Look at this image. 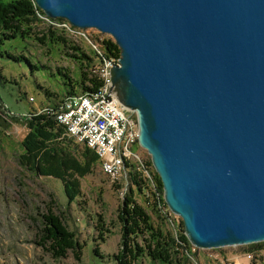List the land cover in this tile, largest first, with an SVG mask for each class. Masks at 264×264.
Masks as SVG:
<instances>
[{
  "label": "water",
  "instance_id": "obj_1",
  "mask_svg": "<svg viewBox=\"0 0 264 264\" xmlns=\"http://www.w3.org/2000/svg\"><path fill=\"white\" fill-rule=\"evenodd\" d=\"M36 3L119 45V100L191 243L264 242V0Z\"/></svg>",
  "mask_w": 264,
  "mask_h": 264
},
{
  "label": "rangeland",
  "instance_id": "obj_2",
  "mask_svg": "<svg viewBox=\"0 0 264 264\" xmlns=\"http://www.w3.org/2000/svg\"><path fill=\"white\" fill-rule=\"evenodd\" d=\"M32 28L33 33L40 37L64 34L72 44L83 47L91 55L93 50L99 47L101 39L111 37L96 28L83 29L74 26L65 18H51L43 10L38 11ZM34 34L24 38V41L12 39L9 44L6 42V47L16 54H25L36 62L47 64L55 71L64 67L74 74L78 72L77 62L66 54V48L51 44L50 39H46V44H43ZM97 73L102 83H105L107 77H103L105 74L102 69ZM37 75H32L25 66L0 57V264H115L113 255L119 252L122 242L119 208L124 196L123 189L118 191L115 185L122 177L127 181L125 169L120 178L114 180L112 175L106 173V164L101 160L93 173L81 180L84 196L79 199L80 203L74 201L68 205L60 180L38 176L20 164L22 139L28 132V123L24 119L28 116L20 115L49 103L48 97L34 83V77ZM38 79L44 87L48 86L56 91L62 86L61 82L47 83L46 77L41 73ZM80 96L92 97L93 94ZM14 113H17L16 119L12 118ZM130 159L138 174H145V162L152 160L151 155L141 145L134 146ZM148 172H157L153 164ZM147 206L145 205V208L154 226L176 238L180 234H186L183 218L175 214L167 202L165 205H159L157 211H153L152 206ZM50 210L61 216L69 229L77 234L79 241L84 245L82 259H78L73 250L69 251L67 258L54 259L52 254L40 245L42 216L47 215ZM100 215L105 220V228L110 230V233L106 234L105 242L99 241L97 225L100 224ZM189 243L178 249L179 254H174L173 264H264V242H260L261 246L258 248L247 244L214 249L196 247L190 240ZM97 244L105 256L104 259H99L94 252ZM137 264L165 263L154 261L145 254Z\"/></svg>",
  "mask_w": 264,
  "mask_h": 264
},
{
  "label": "trees",
  "instance_id": "obj_3",
  "mask_svg": "<svg viewBox=\"0 0 264 264\" xmlns=\"http://www.w3.org/2000/svg\"><path fill=\"white\" fill-rule=\"evenodd\" d=\"M38 11L42 10L36 0H0V57L25 66L32 75L38 74L34 77V83L49 99L48 104L44 103L41 107L20 115L28 116L24 117L28 123V132L22 139L20 164L38 176L60 180L70 205L74 201L80 203L79 199L84 196L81 180L93 173L95 167L100 165L101 159L87 143L80 144L67 133L66 127L57 119V114L62 110L66 99L88 93L94 94V91L98 90L102 85L100 75L97 73L99 66L107 60L117 62L121 57V49L110 36L100 40L99 47L93 50V55L88 54L83 47L72 44L64 34L40 37L33 33L32 28ZM30 34H34L43 44H46V39H50L51 44L66 48V54L77 62L78 72L74 74L64 67L55 71L47 64L36 62L25 54H16L11 48L6 47L12 39L24 41ZM52 37L55 38L51 39ZM40 73L46 77L47 83L61 82L60 90L44 87L38 79ZM8 111L11 112L9 109ZM13 115L12 118L16 119L17 113ZM145 164L147 167L144 169L145 174H138L133 162L127 160L125 164L127 181L125 182L122 177L115 185L118 191L123 189L124 193L119 208L122 242L119 252L113 255L115 264H137L145 254L154 261L173 264L174 254L180 253L178 249L183 247V244H190L186 234H180L176 238L153 225L145 205L149 204L147 207L152 206L151 209L157 211L159 205L166 204L165 192L159 174L148 172L152 169V160L146 161ZM80 206L83 207L81 204ZM42 217L40 245L50 252L54 259L67 258L70 250L75 252L78 259H82L84 245L79 241L77 234L64 223L61 216L50 210ZM97 229L99 241L105 242L106 234L110 233V230L105 228L102 215ZM252 245L258 248L261 243ZM94 252L99 259L105 258L98 244Z\"/></svg>",
  "mask_w": 264,
  "mask_h": 264
},
{
  "label": "built area",
  "instance_id": "obj_4",
  "mask_svg": "<svg viewBox=\"0 0 264 264\" xmlns=\"http://www.w3.org/2000/svg\"><path fill=\"white\" fill-rule=\"evenodd\" d=\"M115 63L107 60L99 66L107 83H102L94 96L68 98L57 118L71 136L92 146L119 175L126 161H131L140 132L135 111L119 101L118 85L112 75Z\"/></svg>",
  "mask_w": 264,
  "mask_h": 264
},
{
  "label": "bare ground",
  "instance_id": "obj_5",
  "mask_svg": "<svg viewBox=\"0 0 264 264\" xmlns=\"http://www.w3.org/2000/svg\"><path fill=\"white\" fill-rule=\"evenodd\" d=\"M120 59H121V58H120ZM120 59L117 60V62H116V63H118L117 65H120V64H121V63H120V62H121ZM99 74H100V73H99ZM101 75H102V74H101ZM112 75H113V73H112ZM103 77L105 78V77H107V76H103ZM104 81H105V80H104ZM105 83H107V80H106ZM118 91H119V87H118ZM86 93H87V92H86ZM93 96H94V94H93ZM121 104H122V103H121ZM122 105H123V104H122ZM123 106H125V105H123ZM126 108L129 109V110H134V111H135V113H136V117H137V120H138V124H139L138 112H137L135 109L129 108V107H127V106H126ZM61 111H62V110H61ZM140 130H141V129H140V124H139V132H140ZM74 138L77 139V140H78L79 142H81V143H87V142H82V141H80V140H79L77 137H75V136H74ZM139 138H140V133H139V137H138V140H137L135 146H136V145H141V144H140V140H139ZM87 145H89V144L87 143ZM89 146H90V145H89ZM141 146H142V145H141ZM90 147H92V146H90ZM142 147H143V146H142ZM92 148H93V147H92ZM133 148H134V147H133ZM143 148H144V147H143ZM93 149H94V148H93ZM94 150H95V149H94ZM148 153H149V152H148ZM151 158H152V157H151ZM100 159H101V160H104V158H101V156H100ZM105 164H106V163H104V165H105ZM107 166H108V165L106 164V170H107L106 173L109 174V175H112V176L114 177V180H116V179L118 180V178H120L121 173H122L123 170L120 172L119 175H116V174L114 173V171H112L111 167H110V166L107 167ZM102 169H104V168H102ZM123 169H124V168H123ZM108 172H109V173H108Z\"/></svg>",
  "mask_w": 264,
  "mask_h": 264
}]
</instances>
